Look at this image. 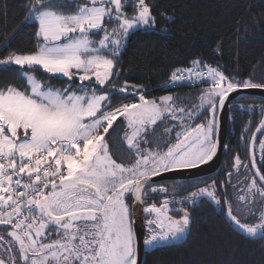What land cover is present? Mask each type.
Returning a JSON list of instances; mask_svg holds the SVG:
<instances>
[{
    "label": "snow or ice",
    "instance_id": "1",
    "mask_svg": "<svg viewBox=\"0 0 264 264\" xmlns=\"http://www.w3.org/2000/svg\"><path fill=\"white\" fill-rule=\"evenodd\" d=\"M24 11L32 47L0 41V70L20 80L0 86V264H144L141 244L186 242L192 210L204 202L242 238L264 240V104L254 130L249 121L241 136L247 162L236 154L222 185L180 188L178 198V186L168 195L169 187L153 179L210 164L229 96L264 90V80L237 79L197 57L168 79L202 86L198 102L149 98L145 85L122 79V53L138 31L174 20L156 0H25ZM214 53L222 58L219 42ZM114 125L127 163L114 158ZM234 173L246 183L233 201Z\"/></svg>",
    "mask_w": 264,
    "mask_h": 264
},
{
    "label": "trees",
    "instance_id": "2",
    "mask_svg": "<svg viewBox=\"0 0 264 264\" xmlns=\"http://www.w3.org/2000/svg\"><path fill=\"white\" fill-rule=\"evenodd\" d=\"M156 2L167 9L174 20L167 23L160 20L159 31H138L130 37L127 49L122 53V79L129 84L145 85L149 98L170 93L179 97L177 103L186 107L198 102L197 93L202 86L166 90L161 87L169 83L172 71L189 66L193 58L198 57L213 66L218 64L226 74L231 73L237 79L251 76L257 81L264 80V0ZM24 4L25 0H0V41L7 38L13 49L32 47L33 29L22 22ZM4 5H7L6 10ZM165 28L167 32L163 31ZM217 42L221 45L222 58L214 53ZM5 54L0 44V55ZM36 75L44 78L39 72ZM51 83L55 87L64 86L58 79ZM6 84L20 86V80L14 72L0 70V86ZM262 104L264 98L241 97L232 105L231 118L234 120L230 122L228 152L239 154L238 137L249 118L254 130L260 120ZM249 106H252L251 111ZM244 112L247 116L239 125L242 119L239 116ZM119 123L118 120L116 124ZM113 127L115 132L109 133L112 136L110 146L116 145L119 149H113L114 158L127 163L130 157L119 139L122 130L116 125ZM256 151L259 159L258 146ZM236 189L228 190L233 201ZM194 209L193 226L186 242L147 250L144 264H264V240L242 238L229 227L220 209L211 202L200 203Z\"/></svg>",
    "mask_w": 264,
    "mask_h": 264
},
{
    "label": "water",
    "instance_id": "3",
    "mask_svg": "<svg viewBox=\"0 0 264 264\" xmlns=\"http://www.w3.org/2000/svg\"><path fill=\"white\" fill-rule=\"evenodd\" d=\"M239 97H259L264 98V90L259 89H241L237 92H233L230 96L228 101L225 104V110L220 116V132H219V140H220V150L217 153V156L214 158L212 162L208 165H204L199 169H192V170H186L180 173H167L165 174V177H155L153 178L158 183L166 182V181H172V180H186V179H194V178H200L203 176H208L213 174L220 164V160L222 158L223 154V148L224 144L227 138L228 130H229V121H230V111H231V104L232 102L239 98ZM259 133H257L258 137ZM145 220L143 214L137 219L136 226H137V232L140 236H143L146 234L145 229ZM191 232V231H190ZM190 235V234H189ZM189 235L186 237V240L188 239ZM184 241V240H183ZM146 247H144L141 244L140 249V258L145 263L146 259Z\"/></svg>",
    "mask_w": 264,
    "mask_h": 264
},
{
    "label": "flooded vegetation",
    "instance_id": "4",
    "mask_svg": "<svg viewBox=\"0 0 264 264\" xmlns=\"http://www.w3.org/2000/svg\"><path fill=\"white\" fill-rule=\"evenodd\" d=\"M239 98H241V97H239ZM239 98L235 99L232 102L230 107H232V105L235 103V101L238 100ZM246 116H247V113H245V112L239 116L240 118H242L238 122L239 125L243 124L244 118ZM231 120H234V119L231 118V111H230L229 130H228L227 138H226V141L224 144L223 154H222V158L220 160V164L218 166V169L213 174L208 175V176H203L200 178L186 179V180H172V181H166V182L159 183L160 185H164V186L169 187V194L168 195H171V190H172L173 186H178L177 196L179 198L180 188H188L191 185H203L205 183L211 184L213 181H215L218 185H222L225 182V180L227 179V176H226L227 172L233 171L232 165H233V160H234V156H235L232 152H228V144L230 141V122H231ZM249 121L252 122V119L249 118L246 125H248ZM244 129H245V127H244ZM244 129L238 137L239 155L243 160L245 159V162H247V158L249 155L248 150H247L248 140L247 139H245L243 141L241 140V136L244 134ZM247 135L250 137L251 131ZM259 135H258V138H259ZM219 142H220V140H219ZM246 154H247V157H246ZM256 154H257V151H256ZM236 176L237 175L234 173L232 180H233L234 184H235V181H238V183H236V185H237V188L240 189L241 187H243V185H244V183H246V181L244 180V177L242 175L235 179ZM191 190H195V188L193 187V188H191ZM188 194H189L188 192H183V195H188ZM193 214H195V209L192 210V217H193ZM182 241L183 240L175 241V242H182ZM172 243H174V242H172Z\"/></svg>",
    "mask_w": 264,
    "mask_h": 264
},
{
    "label": "built area",
    "instance_id": "5",
    "mask_svg": "<svg viewBox=\"0 0 264 264\" xmlns=\"http://www.w3.org/2000/svg\"><path fill=\"white\" fill-rule=\"evenodd\" d=\"M197 85L195 83H192L190 81H186L184 83H178V84H171L170 82L163 85L161 89H177V88H183V87H196Z\"/></svg>",
    "mask_w": 264,
    "mask_h": 264
},
{
    "label": "rangeland",
    "instance_id": "6",
    "mask_svg": "<svg viewBox=\"0 0 264 264\" xmlns=\"http://www.w3.org/2000/svg\"><path fill=\"white\" fill-rule=\"evenodd\" d=\"M167 94H170V93L162 94V95H160V96L167 95ZM171 95H172V94H171ZM160 96H156V98H158V97H160ZM128 99L130 100V99H132V98L129 97ZM118 100H119L118 97H117L116 99H114V103L119 102ZM125 102H127V101H125ZM185 107H186V106H185ZM121 119H122V118H121ZM239 190H240V189H236V192H238ZM146 250H151V249L146 247Z\"/></svg>",
    "mask_w": 264,
    "mask_h": 264
}]
</instances>
